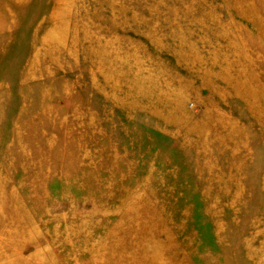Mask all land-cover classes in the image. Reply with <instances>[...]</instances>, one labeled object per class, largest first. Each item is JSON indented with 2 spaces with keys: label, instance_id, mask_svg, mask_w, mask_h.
I'll return each instance as SVG.
<instances>
[{
  "label": "rangeland",
  "instance_id": "374dc122",
  "mask_svg": "<svg viewBox=\"0 0 264 264\" xmlns=\"http://www.w3.org/2000/svg\"><path fill=\"white\" fill-rule=\"evenodd\" d=\"M0 264H264V0H0Z\"/></svg>",
  "mask_w": 264,
  "mask_h": 264
}]
</instances>
